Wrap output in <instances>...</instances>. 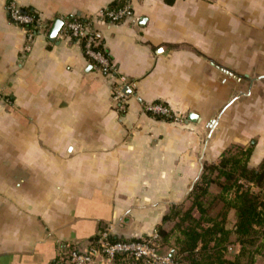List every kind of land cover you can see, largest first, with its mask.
Segmentation results:
<instances>
[{
  "label": "crops",
  "instance_id": "0c3cea01",
  "mask_svg": "<svg viewBox=\"0 0 264 264\" xmlns=\"http://www.w3.org/2000/svg\"><path fill=\"white\" fill-rule=\"evenodd\" d=\"M7 1L0 264H52L102 233L151 236L225 149L253 143L248 166L264 160V0H128L131 16L119 24L99 20L116 0H14L44 26L29 52ZM71 16L101 34L116 78L61 32L49 39L54 22ZM119 78L130 82L123 116L112 100ZM156 101L178 119L150 117L145 108Z\"/></svg>",
  "mask_w": 264,
  "mask_h": 264
},
{
  "label": "trees",
  "instance_id": "16d2710c",
  "mask_svg": "<svg viewBox=\"0 0 264 264\" xmlns=\"http://www.w3.org/2000/svg\"><path fill=\"white\" fill-rule=\"evenodd\" d=\"M125 2L126 0H116L106 10L117 11ZM165 2L171 5L174 0ZM20 12L31 17L32 21L18 27H24L37 34V13L32 8H21ZM74 19L88 22L79 16H71L66 18L63 24ZM8 20L16 25L11 19ZM124 20L120 19L114 24ZM70 42L77 43V40L72 39ZM78 44L85 58L93 65L85 52V37L81 38ZM95 49L100 50L110 60L102 43ZM151 105L160 106L167 113L160 114L145 109L150 117L165 122L177 120L165 103L156 101ZM252 150L253 143L248 147L230 146L223 151L216 165L203 167L199 180L188 194V204L171 206L169 213L163 217L162 224L173 223L172 228L168 230L162 225L157 227L156 244L160 253L168 252L171 259L179 264H255L257 256L264 258V160L257 168H250L248 162ZM212 186L219 188L218 196H211ZM215 199L222 203V208L215 217H210L206 205ZM231 211L234 213V222L232 228L228 229L226 222ZM108 240L111 243L137 242L143 238L122 240L109 235ZM235 244L239 247L238 253L227 257V254L230 255L229 248ZM116 264L141 262L117 260Z\"/></svg>",
  "mask_w": 264,
  "mask_h": 264
},
{
  "label": "built area",
  "instance_id": "2783aa9c",
  "mask_svg": "<svg viewBox=\"0 0 264 264\" xmlns=\"http://www.w3.org/2000/svg\"><path fill=\"white\" fill-rule=\"evenodd\" d=\"M14 0H8L6 3V12L9 19H11L18 26L29 24L32 19L27 15H22ZM131 16L129 2L126 0L125 5L117 11H107L106 8L99 13V20L107 24H114L120 19H128ZM107 18V20L105 19ZM64 25V26H63ZM60 32L69 39H76L77 43L81 38L85 37V52L91 59L94 66L104 70L105 74L111 79L117 77V70L115 65L108 60L100 50L95 48L102 43L101 34L91 27V22H81L78 19L66 22L63 24ZM37 34L31 30H25L26 41L23 51L29 52L31 44L35 36L41 34L44 26L40 20L36 21ZM22 28V27H21ZM120 82L113 88L112 100L114 108L119 114L123 116L127 111V93L126 90L130 86V82L124 78H119ZM147 111L166 114V110L160 106L149 105L145 108ZM178 119V118H177ZM158 239L157 233L143 238L137 242H114L108 240V235L100 234L94 243L85 251L77 252L70 251L59 257L55 264H116L117 260H137L141 264H179L171 259L168 253H160L156 241Z\"/></svg>",
  "mask_w": 264,
  "mask_h": 264
},
{
  "label": "rangeland",
  "instance_id": "374dc122",
  "mask_svg": "<svg viewBox=\"0 0 264 264\" xmlns=\"http://www.w3.org/2000/svg\"><path fill=\"white\" fill-rule=\"evenodd\" d=\"M210 192H211V196L214 197V196L219 195L220 190L218 187L212 186L210 189ZM206 206H207V212H208L209 216L215 217L216 214H218V212H220V210L222 208V203L215 199ZM194 214L196 217H198V214L196 212H194ZM233 222H234V213L231 211L227 216L226 226L228 229L232 228ZM172 226H173V223H169V224H166L165 228L169 230L170 228H172ZM235 246H237V244H235L229 248L230 255L227 254V257H230L232 255V253H234L235 249H237ZM166 253H168V252H166ZM255 262H256L255 264H264V258L257 256L255 259Z\"/></svg>",
  "mask_w": 264,
  "mask_h": 264
},
{
  "label": "water",
  "instance_id": "95a60500",
  "mask_svg": "<svg viewBox=\"0 0 264 264\" xmlns=\"http://www.w3.org/2000/svg\"><path fill=\"white\" fill-rule=\"evenodd\" d=\"M63 25V22L61 20H56L49 32V39L50 40H54L56 38V36L58 35V33L60 32V29ZM223 75H228V73L226 72H222ZM187 121L188 122H192L195 123L197 121V117L194 114H189L187 117Z\"/></svg>",
  "mask_w": 264,
  "mask_h": 264
}]
</instances>
